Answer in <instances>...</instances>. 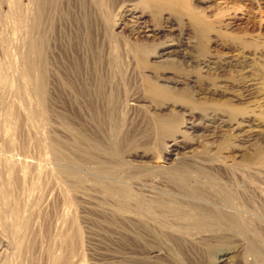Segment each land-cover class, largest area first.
<instances>
[{"label":"rangeland","instance_id":"1","mask_svg":"<svg viewBox=\"0 0 264 264\" xmlns=\"http://www.w3.org/2000/svg\"><path fill=\"white\" fill-rule=\"evenodd\" d=\"M7 1L10 11L0 13V33L13 37L8 44L0 40V170L8 168L9 181L0 178V199L14 198L9 182L20 167L6 154L56 148L71 164V184L58 172L22 174L24 187L16 197L34 202L37 218L31 226L36 245L25 264H144L149 247L160 252L153 263L174 264L164 260L170 238L150 234L145 244L137 238L144 232L137 221L114 215L123 190L130 200H228L250 219H264V0H61L57 9H68L71 26L56 22L49 37L51 75L54 62L60 68L67 56L69 35L71 57L89 48L115 60L98 89L90 75L77 91L83 81L71 74V103L49 90L53 100L39 108L33 97L17 93L13 99L27 109L18 125L10 114L18 64L5 47L17 49L24 31V21L12 11L32 2L34 9L38 0ZM124 7L131 13L124 14ZM136 20L149 30L133 34ZM166 40L178 50L174 60L158 56ZM172 143L176 152L167 157ZM182 178L201 192L181 189ZM170 220L173 226L182 222ZM261 223L258 234L249 224L247 233L218 229L207 249L176 243L171 251L178 264H252L264 260ZM198 234L200 241L205 235ZM3 241L0 235V259ZM221 251H228L226 260L220 261Z\"/></svg>","mask_w":264,"mask_h":264},{"label":"bare ground","instance_id":"2","mask_svg":"<svg viewBox=\"0 0 264 264\" xmlns=\"http://www.w3.org/2000/svg\"><path fill=\"white\" fill-rule=\"evenodd\" d=\"M60 1L61 0H38L37 5H35L34 9H32L31 7L33 2L30 3V6L27 3L23 6L17 4L15 10L12 11L13 15H15L18 20L24 21V31L20 35V38L17 39V41L20 40V42H18V48L15 50H10L8 46L5 47V50L7 52L12 53L13 58L18 64L17 68H15L12 73V76L15 82H17V85H15V87L13 86L12 90L10 91V96L13 103L10 109V114L12 116V119L16 122V125H18L24 118V114H21V110H27L25 105H23L21 101H18L19 98L18 100L13 99V96L17 95V93H20V95H28L33 97L36 106H38L39 108L46 107L50 103L48 100H53V98H51L52 96L48 98L49 90L54 91V94H59V97H61V93H63L66 99L71 103V93L76 88L73 82H71V74L74 77L80 75L78 77V80L83 81V84L77 85V91H80L83 86H86L85 84L89 82L88 77H90V75H94L91 78L90 82L94 84L93 86L96 89H98L99 86L103 85L104 77L106 76V73H108V71L111 69L109 63L112 62V60H115V56L113 58L104 57L103 54H100V52L102 53L104 51H100L98 53L92 51L88 52L89 48L86 49L87 53L82 54V56L77 51L73 52V57H71V35H69L66 38L67 40L65 55L67 56L64 60H62V66L60 68H57L54 62V67L52 69L51 75L49 67L51 65L50 58H52L53 60V56H51L52 53H50L49 49V37H51V33L53 34L54 25L56 22L71 26V16L69 15L70 12L68 11V9H59L60 5H58L57 9V4ZM7 3V0H0V13H9L10 10L6 5ZM54 12H58L60 14H63L62 12H64L65 16L61 17L60 15L57 16V14L54 15ZM126 12L131 13V9H125L124 7V14ZM134 18L137 19L139 17ZM135 22L136 24L133 25L135 28H133L132 30L134 31L133 34L139 35L142 31L145 32L149 30L146 29L145 26L141 27L137 20ZM11 37L13 36L8 37V34L2 33V31L0 33V40L3 41V43L5 41L8 44L9 38ZM102 40L104 42L105 35L103 36ZM173 44L174 43L170 42V40H166L165 44L161 46L158 56H166L167 58L174 60L173 54L176 55L175 53H177L178 50L174 48L175 46ZM177 46L179 47L178 44ZM205 65L207 66V64ZM3 70L4 67L1 66L0 73H3ZM1 75L2 74H0V77ZM4 76L6 77V75ZM50 76H52L51 81L49 80ZM94 95L96 96V94ZM101 95H103V91L98 92L99 99ZM174 146V143L167 146L165 150L167 157L170 155H174V153L176 152V148ZM6 155L7 156L5 157H10L12 160L16 159L17 163L20 164L18 165L20 167L18 169H14V171L12 170L14 172V176L12 179L10 178L11 180L9 182V184H12L10 190L13 189V195L11 196L14 198H12L11 200V197L9 198V200L7 199L8 202L4 199H0V235L4 237L3 243L6 248L3 257L0 259V264H25L27 255L30 253V250H32L36 245L35 240L37 231H34L31 226L36 224L37 218L36 215L33 216L34 211L32 209V204L34 202L31 201V204V202L29 201L30 199L28 200L26 198L27 200H21L20 198H17L19 197V195H17L19 190L23 189L21 188L24 182V176H22V174L29 173L32 176H41L43 174L44 176L48 175V177H50L49 175L52 176L54 172H58L59 174L63 175L71 184V164L69 162L70 157L69 155L56 148L49 150V152L47 153L42 152L38 155L30 154L27 152ZM2 158L4 159L3 156ZM6 169L0 170V178H5L8 182V170ZM38 180H40V178ZM180 181L182 183L181 189L185 190L186 192H189L192 195H197L201 192V188L199 187L194 189L190 188V185L187 184L185 179L182 178L180 179ZM192 183L195 184V182ZM42 187H44V185ZM119 194L120 199L115 207L114 215L122 220L127 221L128 223L137 221L138 225L144 229L143 234H141L137 238L139 240H143L145 244L147 239L150 238V234L151 236L155 235L160 237L164 235L166 238H170L172 240V247H175L176 243L180 246H185L186 243H194L199 246L202 245L203 249H207L211 247V245L208 243V240L212 241L213 239L218 237L216 236L219 233V231H217L218 229H224L221 232L222 234L229 230H239L247 233L249 231L247 225L249 224L254 227V234H258L261 233V221L263 220L264 222V219L262 218L250 219L248 212H246L243 207H241V209H238L234 203L228 200H130L127 194H125L124 190L119 191ZM38 200L39 199L37 198V201ZM10 206H12L11 208H13V215L10 214V212H12V209H9ZM34 206H36V204H34ZM235 210H237V213H233ZM173 217L181 219L182 222H179L178 224L173 226L172 221L170 220V218ZM168 221H171V223H169ZM10 228H13L15 232L11 233ZM199 231H202L205 235L204 238H202L200 241L195 240V238L198 239L199 237H202L200 234H198ZM259 235L262 236L261 234ZM69 240V238L65 240V247H67ZM263 240L264 238L262 236V242ZM61 243L62 242H60V244ZM255 245L256 244L254 241L252 243H249L248 247H246L245 251L243 252V257L246 253H248V251H251ZM171 248H168L169 252L167 253V256L164 257V260L166 263L170 262L178 264L179 256L175 252H172ZM150 249L151 248L149 247L145 252V255L143 257V259H145V261H143L144 264H156L151 260L156 255L157 251H150ZM151 252H155V254H152L151 256ZM227 252L228 251H221L219 253L220 261L227 259ZM157 254H160V252H157ZM61 259V261H66L67 257L65 255H62ZM55 264H59V262ZM252 264H264V260L260 258L255 260Z\"/></svg>","mask_w":264,"mask_h":264}]
</instances>
